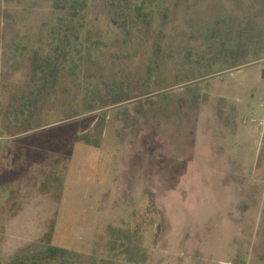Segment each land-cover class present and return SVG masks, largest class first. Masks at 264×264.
Returning <instances> with one entry per match:
<instances>
[{"label":"rangeland","instance_id":"obj_1","mask_svg":"<svg viewBox=\"0 0 264 264\" xmlns=\"http://www.w3.org/2000/svg\"><path fill=\"white\" fill-rule=\"evenodd\" d=\"M55 1L0 0V264L48 238L74 252L53 264H264V0H132L154 18L130 34L87 0V74L46 103L44 146L3 111Z\"/></svg>","mask_w":264,"mask_h":264},{"label":"trees","instance_id":"obj_2","mask_svg":"<svg viewBox=\"0 0 264 264\" xmlns=\"http://www.w3.org/2000/svg\"><path fill=\"white\" fill-rule=\"evenodd\" d=\"M114 19L125 34H130L133 26H139L153 19L152 11H146L144 2L134 4L132 0H112ZM87 0H56V17L53 26L40 38L37 47L26 48L30 64V77L27 87L13 97L4 109L6 127L14 135L42 139L43 144L52 139L56 126L46 127L51 119L46 113L47 105L52 98L57 99L61 92L62 78L72 79L75 86L82 83V74H87L83 61L91 57L93 48L92 37L82 39L86 28ZM131 27V28H130ZM133 27V28H132ZM264 75V70H263ZM205 75H203L204 77ZM199 79V78H198ZM196 80V79H194ZM136 98L135 94H116L112 100L86 104V112H93L108 105H117ZM37 121H40L39 125ZM44 127L42 132L38 129ZM38 131V132H36ZM44 146H47L45 145ZM35 245L24 253L13 257L7 264H53L65 263L74 252L51 243Z\"/></svg>","mask_w":264,"mask_h":264},{"label":"crops","instance_id":"obj_3","mask_svg":"<svg viewBox=\"0 0 264 264\" xmlns=\"http://www.w3.org/2000/svg\"><path fill=\"white\" fill-rule=\"evenodd\" d=\"M217 114H219V113L217 112ZM220 118H221V117H220V115H219V117H218V119H217V120H218V124H217V125L220 127L221 135H220V134H219V135L223 137V134L225 135V133H224V132H225L224 129H226V126L229 125V123H226L224 118H223V122L220 123ZM261 121H262V120H261ZM260 124H261V122H260ZM262 133H263V135H264V132H263V131H262ZM263 135H262V136H263ZM225 136H227V134H226ZM263 137H264V136H263ZM228 139H231V140H233V142H234V139H236V138H235V135H234V136H230V137L228 136ZM225 140H226V139H223V142H226Z\"/></svg>","mask_w":264,"mask_h":264},{"label":"built area","instance_id":"obj_4","mask_svg":"<svg viewBox=\"0 0 264 264\" xmlns=\"http://www.w3.org/2000/svg\"><path fill=\"white\" fill-rule=\"evenodd\" d=\"M262 123V125H264V121L263 122H261Z\"/></svg>","mask_w":264,"mask_h":264}]
</instances>
